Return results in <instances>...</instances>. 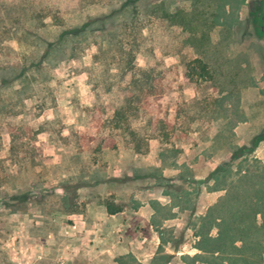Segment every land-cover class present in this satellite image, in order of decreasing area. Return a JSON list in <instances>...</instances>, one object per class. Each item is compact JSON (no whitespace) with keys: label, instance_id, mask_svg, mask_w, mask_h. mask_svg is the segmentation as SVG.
<instances>
[{"label":"rangeland","instance_id":"obj_1","mask_svg":"<svg viewBox=\"0 0 264 264\" xmlns=\"http://www.w3.org/2000/svg\"><path fill=\"white\" fill-rule=\"evenodd\" d=\"M262 29L264 0H0V264H264Z\"/></svg>","mask_w":264,"mask_h":264},{"label":"trees","instance_id":"obj_2","mask_svg":"<svg viewBox=\"0 0 264 264\" xmlns=\"http://www.w3.org/2000/svg\"><path fill=\"white\" fill-rule=\"evenodd\" d=\"M263 31H264V29H262ZM80 30L79 29H77V28H75V29H72V30H64L63 32H62V35L63 36H68V35H70V36H75L76 34H77V32H79ZM62 37V36H61ZM194 64H198L199 65V68H200V70H201V74H202V76H204L205 74H208V71H207V68H206V65L201 61V60H195L194 61ZM5 80V79H4ZM2 81V82H5V81ZM264 139V138H263ZM223 173V170L221 169V168H217L215 171H213V174H212V177H214V179L215 180H218L219 179V175H221ZM218 182V184L220 183V180H218L217 181ZM108 209H107V211H108V214H110V215H115V214H117V213H119L120 212V209L119 208H115V207H111L110 205H108V207H107ZM239 213H241V212H239ZM239 213H237V216H236V218H238V215H239ZM261 213V211H259V212H255V217L257 216V214H260ZM223 221V219H221L220 218V222H222ZM240 223H236V225H233V226H231L230 228L228 227V226H226L225 224L223 225V227H222V229L220 230L219 229V231H220V236L218 237V238H220L221 237V235L222 234H224V233H226V232H228V236H230V239H231V242L232 243H235L236 241H238V240H240V234H242L243 233V229L242 228H240ZM226 240H227V237H226ZM235 261H237V259L235 260L234 259V262H233V260H231V264H235Z\"/></svg>","mask_w":264,"mask_h":264},{"label":"crops","instance_id":"obj_3","mask_svg":"<svg viewBox=\"0 0 264 264\" xmlns=\"http://www.w3.org/2000/svg\"><path fill=\"white\" fill-rule=\"evenodd\" d=\"M119 214V213H118ZM117 214H115V215H110V216H112L113 218H115V216H116ZM117 218V217H116ZM109 251V250H108ZM110 253H111V250L109 251Z\"/></svg>","mask_w":264,"mask_h":264}]
</instances>
